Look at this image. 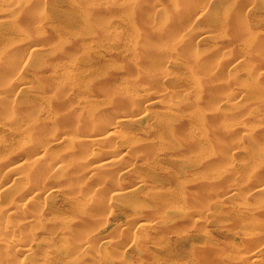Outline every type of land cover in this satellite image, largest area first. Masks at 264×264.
Returning <instances> with one entry per match:
<instances>
[{
  "label": "rangeland",
  "instance_id": "374dc122",
  "mask_svg": "<svg viewBox=\"0 0 264 264\" xmlns=\"http://www.w3.org/2000/svg\"><path fill=\"white\" fill-rule=\"evenodd\" d=\"M38 1L0 3V264H264V0Z\"/></svg>",
  "mask_w": 264,
  "mask_h": 264
},
{
  "label": "bare ground",
  "instance_id": "6f19581e",
  "mask_svg": "<svg viewBox=\"0 0 264 264\" xmlns=\"http://www.w3.org/2000/svg\"><path fill=\"white\" fill-rule=\"evenodd\" d=\"M34 1V2H33ZM31 0V1H17V2H15L14 1V3H12L13 1H11V0H0V3H5V4H7V3H10V5L12 6V7H10V9H12V11L11 12H13V9H20V10H22V14H23V18H22V14H20V12H19V14H20V16H18L19 18H22L21 20H27V21H33L34 20V22L33 23H36V22H41V23H43L42 22V19H40V16H42L43 14H41L40 13V9H41V11H42V8H41V6H39V1L37 0V2H35L36 0ZM82 1V0H81ZM84 2H85V0H83ZM33 2V3H32ZM179 4V3H178ZM178 4H176V5H178ZM176 7V6H175ZM175 9H178V6L175 8ZM19 10V11H20ZM44 13V12H43ZM201 14H203V11H201L200 12V15ZM10 15H12V14H10ZM199 15V14H198ZM199 15V16H200ZM38 20H37V19ZM43 18L45 19V16L43 15ZM39 19H40V21H39ZM16 20H17V18H16ZM35 20H37V21H35ZM45 22V21H44ZM180 40H178L177 42H179ZM180 43H184L183 42V40H182V42L180 41ZM154 44H155V42H154ZM154 44H151L153 47H154ZM31 46V45H30ZM33 46V45H32ZM157 46H158V44H157ZM154 48H158V47H154ZM21 50L19 49V48H17V47H15L14 46V48H11V49H8L6 52H5V56H6V58H9V59H16L18 56L20 57V52ZM167 55V54H166ZM168 56V55H167ZM18 57V58H19ZM151 65V64H150ZM130 67H131V65H130ZM133 67V66H132ZM132 67H131V69H132ZM124 69V68H123ZM129 69V74H130V68H128ZM126 70V69H125ZM128 71V70H127ZM127 71H126V73H127ZM161 71V70H160ZM159 71V72H160ZM162 71H163V69H162ZM161 71V72H162ZM260 72H262V73H264L263 71H260ZM259 72V73H260ZM128 74V73H127ZM128 74V75H129ZM157 74H158V72H157ZM160 74V76H161V74L162 73H159ZM164 74V73H163ZM162 74V75H163ZM165 74H166V71H165ZM164 74V75H165ZM170 74V73H169ZM168 74V75H169ZM131 75H132V73H131ZM167 75V76H168ZM262 75V74H261ZM130 76V75H129ZM133 76V75H132ZM166 76V75H165ZM151 77V76H150ZM150 77H148V78H150ZM162 77V76H161ZM262 77V76H261ZM264 77V76H263ZM102 80H103V82H102ZM102 83L100 84L101 86L100 87H107V86H109L108 84H109V82L107 81V82H104V81H106V79H101L100 80ZM144 89H145V87H144ZM143 90V89H142ZM141 90V91H142ZM145 90H147V89H145ZM144 90V91H145ZM143 91V92H144ZM147 92L148 91H146L145 93V95H148L147 94ZM151 93V92H150ZM149 93V94H150ZM152 94V93H151ZM144 95V96H145ZM154 95V94H153ZM106 98H110L111 99V97H110V94H108V95H104ZM150 96H152V95H150ZM141 97H143V96H141ZM147 97V96H146ZM155 97V96H154ZM154 97H151V98H154ZM157 97V96H156ZM155 97V98H156ZM143 98H145V97H143ZM151 98H149V96H148V100L149 101H151V104L152 103H154L155 101H156V99L154 100V101H152L153 99H151ZM147 99V98H146ZM117 119H116V122L114 123V124H110V121H109V123L106 121L107 120V118L106 117H104V116H102V115H100V114H93V115H91L89 118H90V123H89V126H91V127H93V129H91L90 130V132H92V133H88V131H87V133L84 135V137L86 138H88L89 139V141L93 144V145H95L96 143L97 144H100V143H102V142H104L105 140H107L108 139V137H115V138H117V137H121L122 136V130H121V126L123 125V123L124 122H126L127 121V119L130 117V116H128L125 112H118L117 113ZM132 117V116H131ZM139 117V116H138ZM138 117H136V118H138ZM135 118V117H134ZM133 118V119H134ZM134 120H136V119H134ZM129 121H130V119H129ZM162 127V126H161ZM160 128V127H159ZM260 128H262L261 126H255V128H250V129H248L250 132H252V133H254L255 135L257 134V133H259L260 131H261V129ZM166 129V128H165ZM227 130L228 129H231V128H229V127H227L226 128ZM162 131V130H161ZM160 132V131H159ZM160 134H164V133H161L160 132ZM81 137L83 138V136H80V138H78L77 140H78V142L81 140ZM85 138L83 139L84 141H85ZM80 139V140H79ZM77 140H75V141H73L74 143H76L77 142ZM87 140V139H86ZM26 142H29L30 140H28V138H27V140H25ZM77 142V143H78ZM82 142V141H81ZM23 143V142H22ZM84 143V142H83ZM86 143H88V141L86 142ZM79 144V143H78ZM78 144H77V146H78ZM81 144V143H80ZM91 144V145H92ZM74 146V144H71V146L70 147H72V148H74L73 146ZM76 145V144H75ZM88 145V144H87ZM90 145V146H91ZM81 146H82V144H81ZM84 146H86V144L84 145ZM86 147H88V146H86ZM88 151V150H87ZM88 153H90L89 151H88ZM86 155V154H85ZM88 155V154H87ZM39 157V156H38ZM42 157H40V158H37L36 160L38 161V159H40V160H42L41 159ZM83 157H81L80 158V160L82 159ZM85 158V157H84ZM35 160V161H36ZM80 160H78V162H80ZM85 160H86V158H85ZM84 160V161H85ZM262 160V159H261ZM261 160H259L260 162H262ZM36 161V162H37ZM43 161V160H42ZM42 161H40V163L42 162ZM83 160H81V162L78 164V165H81V163L82 162H84ZM231 161V160H230ZM258 161V162H259ZM38 163H39V161H38ZM37 163V164H38ZM75 164L74 165H76V162H74ZM83 164V163H82ZM259 164V163H258ZM24 165V164H23ZM22 165V166H23ZM19 166V168H21V171H22V167H20V165H18ZM82 166V165H81ZM76 167H77V165H76ZM61 168V167H60ZM80 168V167H79ZM15 169V168H14ZM58 170H59V168H58ZM62 170V169H61ZM61 170H60V173H62L61 172ZM21 171L19 170V171H17V172H20L21 173ZM56 171H57V169H56ZM93 171V170H92ZM218 171V170H217ZM58 172V171H57ZM75 172H76V170H75ZM87 172V171H86ZM85 172V173H86ZM88 172H91V171H88ZM93 173H94V171H93ZM125 173H128V170H126L125 171ZM220 172H217V175L219 174ZM74 174V173H73ZM72 174V175H73ZM89 174V173H88ZM92 174V173H91ZM92 175H94V174H92ZM141 182V181H140ZM67 184V183H66ZM69 184V183H68ZM70 185H72V184H70ZM143 185V184H142ZM232 185H234V184H232ZM231 185V186H232ZM141 186V185H140ZM230 186V189H233V188H235V186L234 187H231ZM68 187V186H67ZM71 187H74V185L73 186H71ZM69 188V187H68ZM125 188V187H124ZM262 188V187H261ZM122 189V188H121ZM136 188L135 187H126L125 189H123V190H126V192H124V191H122V193L124 192L125 194V196H126V193H129V192H133L134 190H135ZM257 189V188H256ZM263 189V188H262ZM260 190V189H259ZM98 191H99V188L98 189H96V190H94V192H93V194H99L98 193ZM229 191V190H228ZM100 192V191H99ZM117 192V191H116ZM120 192H121V190H120ZM230 192V191H229ZM228 193V192H227ZM93 194L91 195L92 197H93ZM95 194V195H96ZM117 194V193H116ZM115 194V195H116ZM233 194V193H232ZM231 193L230 194H228L229 196L228 197H230V195L231 196H233ZM113 196V195H112ZM120 196H122V195H120ZM96 197V196H95ZM118 197V196H117ZM114 198V197H113ZM89 199V198H88ZM17 207L19 206V205H16ZM261 207V206H260ZM21 208V207H20ZM20 208H19V210H20ZM21 209H23V207L21 208ZM24 209H25V207H24ZM12 211V210H11ZM21 211V210H20ZM82 211V210H81ZM257 212H258V210H257ZM143 222V221H142ZM140 225H142L143 227H146V228H150V229H153L154 228V226H155V224L154 223H150V222H145L144 221V223H142V224H140ZM12 226V225H11ZM19 226V225H18ZM78 226H80V225H78ZM8 227V226H7ZM14 227V226H13ZM11 228V227H10ZM15 228H17L16 227V225H15ZM19 228H22L21 227V225H20V227ZM78 228V230H79V232H78V234L81 232L82 233V231H83V229L85 228V224H83L82 223V225L80 226V227H77ZM18 229V228H17ZM75 229V228H74ZM149 229V230H150ZM9 230V229H8ZM12 230V229H11ZM10 230V231H11ZM76 230V229H75ZM84 231H85V229H84ZM83 231V232H84ZM18 241V240H17ZM15 243H16V241H15ZM14 243V244H15ZM19 243V242H18ZM22 243V242H21ZM86 243V242H85ZM89 243V242H88ZM20 244V243H19ZM25 244V243H24ZM23 244V246H25ZM16 245H17V243H16ZM27 245V244H26ZM22 245H20V247H21ZM11 248V247H10ZM9 248V250H11ZM25 248V247H24ZM13 249H15V248H13ZM17 249H19V248H17ZM21 249V248H20ZM23 250H25V249H23ZM25 251H28L27 249L25 250ZM252 256L254 255V254H251ZM250 255V257H249V255H248V257H246V256H244V257H246V258H244V257H242V258H244V259H250V258H252V256ZM47 258V257H46ZM254 259H256V258H254ZM254 259H252V260H254ZM252 260L250 261V262H252ZM44 261V260H43ZM49 263V262H48ZM255 263V262H254Z\"/></svg>",
  "mask_w": 264,
  "mask_h": 264
}]
</instances>
